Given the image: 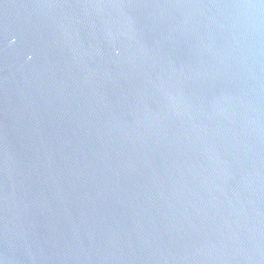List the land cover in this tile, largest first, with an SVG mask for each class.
Instances as JSON below:
<instances>
[{
	"label": "water",
	"instance_id": "water-1",
	"mask_svg": "<svg viewBox=\"0 0 264 264\" xmlns=\"http://www.w3.org/2000/svg\"><path fill=\"white\" fill-rule=\"evenodd\" d=\"M0 264H264V0H0Z\"/></svg>",
	"mask_w": 264,
	"mask_h": 264
}]
</instances>
